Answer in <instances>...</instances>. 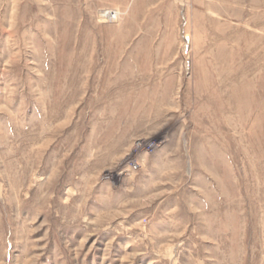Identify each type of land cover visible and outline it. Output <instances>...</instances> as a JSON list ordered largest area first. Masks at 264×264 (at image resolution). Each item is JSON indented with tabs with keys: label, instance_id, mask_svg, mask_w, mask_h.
Instances as JSON below:
<instances>
[{
	"label": "rangeland",
	"instance_id": "374dc122",
	"mask_svg": "<svg viewBox=\"0 0 264 264\" xmlns=\"http://www.w3.org/2000/svg\"><path fill=\"white\" fill-rule=\"evenodd\" d=\"M0 264H264V0H0Z\"/></svg>",
	"mask_w": 264,
	"mask_h": 264
},
{
	"label": "bare ground",
	"instance_id": "6f19581e",
	"mask_svg": "<svg viewBox=\"0 0 264 264\" xmlns=\"http://www.w3.org/2000/svg\"><path fill=\"white\" fill-rule=\"evenodd\" d=\"M111 13L109 11H104L101 13V18H103V20L105 19H110L111 17Z\"/></svg>",
	"mask_w": 264,
	"mask_h": 264
}]
</instances>
